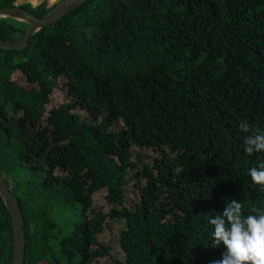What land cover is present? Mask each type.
Returning a JSON list of instances; mask_svg holds the SVG:
<instances>
[{
    "label": "trees",
    "instance_id": "trees-1",
    "mask_svg": "<svg viewBox=\"0 0 264 264\" xmlns=\"http://www.w3.org/2000/svg\"><path fill=\"white\" fill-rule=\"evenodd\" d=\"M55 4L21 6L43 17ZM27 28L0 18V39ZM241 121L264 128V0H88L26 49L0 48V172L24 264H214L225 247L208 218L232 200L264 209L248 175L264 153L244 152ZM13 242L0 196V264Z\"/></svg>",
    "mask_w": 264,
    "mask_h": 264
},
{
    "label": "clouds",
    "instance_id": "clouds-1",
    "mask_svg": "<svg viewBox=\"0 0 264 264\" xmlns=\"http://www.w3.org/2000/svg\"><path fill=\"white\" fill-rule=\"evenodd\" d=\"M239 128L246 135L244 152L248 156L264 153V128L250 127L241 121ZM254 184L264 190V162L248 169ZM212 226L211 245L225 247L222 258L214 264H264V209L245 215L240 201L232 200L222 213L209 217Z\"/></svg>",
    "mask_w": 264,
    "mask_h": 264
},
{
    "label": "water",
    "instance_id": "water-1",
    "mask_svg": "<svg viewBox=\"0 0 264 264\" xmlns=\"http://www.w3.org/2000/svg\"><path fill=\"white\" fill-rule=\"evenodd\" d=\"M45 0H37L31 3L34 7L40 5ZM88 0H60L43 17H38L15 3L13 7L0 8V18H11L28 24L25 36L18 41H6L0 39V48L5 50H24L29 46V38L36 32L57 23L67 14L76 10L80 5ZM0 196L2 197L10 214L13 232V255L11 264H24L26 254V231L25 221L19 198L14 194L3 174L0 172Z\"/></svg>",
    "mask_w": 264,
    "mask_h": 264
},
{
    "label": "rangeland",
    "instance_id": "rangeland-1",
    "mask_svg": "<svg viewBox=\"0 0 264 264\" xmlns=\"http://www.w3.org/2000/svg\"><path fill=\"white\" fill-rule=\"evenodd\" d=\"M36 1L35 0L34 1H32V0H16V3L17 4H20L22 2L35 3ZM48 1H49L50 5H53V4L57 3V2H59L60 0H48ZM16 78L23 85L29 86V87L31 86L29 81L27 79L23 78L22 76H20L19 74L16 76ZM63 82H64L63 79L58 81V86H57V89H56V92H55V95H56L55 99L57 101L66 99V90L63 87ZM81 113L84 114V111L83 112L81 111ZM94 202H95V205L104 204L105 203V193H101V194L96 195L94 197ZM77 208H78L77 211H78L79 214H77L76 217L74 216V220H73L74 222L76 220L82 218V216L80 215V207H77ZM116 238H117V233L115 232V230H114V232H112L109 229H107V231L100 237L101 241L105 245L110 244L111 242L113 243V241H114L113 246L116 247L115 253H116V255H120V252L118 251L119 249H118ZM103 260H104V262H107V263L110 261V259H108V258H105Z\"/></svg>",
    "mask_w": 264,
    "mask_h": 264
},
{
    "label": "bare ground",
    "instance_id": "bare-ground-1",
    "mask_svg": "<svg viewBox=\"0 0 264 264\" xmlns=\"http://www.w3.org/2000/svg\"><path fill=\"white\" fill-rule=\"evenodd\" d=\"M32 1H34V0H32ZM36 1V0H35Z\"/></svg>",
    "mask_w": 264,
    "mask_h": 264
}]
</instances>
